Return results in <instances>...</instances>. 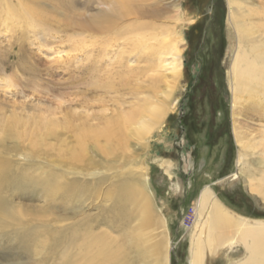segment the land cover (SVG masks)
<instances>
[{
  "label": "rangeland",
  "instance_id": "374dc122",
  "mask_svg": "<svg viewBox=\"0 0 264 264\" xmlns=\"http://www.w3.org/2000/svg\"><path fill=\"white\" fill-rule=\"evenodd\" d=\"M7 1V7L0 4V163L6 168L0 199L27 230L36 219H56L54 236L71 226L84 233V218L102 220L111 185L142 172L141 183L173 246L170 264H189L188 231L198 221L197 201L205 187L230 212L264 220L260 172L252 164L264 161V120L258 111L242 109L253 102L245 94L238 101V122L255 147L239 153L232 129L229 71L236 47L227 27L228 0H179L178 9L172 8L177 0ZM161 7L166 15L148 16ZM163 42L176 45L172 63L180 65V75L168 111L139 139L133 129L145 101L164 93V87L154 92L153 80L170 79L158 67L161 59L171 63L172 56L160 55ZM110 118L113 123L105 126ZM104 127L113 133L111 140L89 139L85 150L77 146L78 131ZM71 152L79 161H71ZM90 162L97 166L82 175L66 166ZM50 170L86 181L74 186L76 203L43 201L36 180ZM246 170L254 176L248 178ZM92 172L95 177L86 176ZM100 179L105 181L95 195L86 190L87 182ZM83 196L90 203L84 205ZM16 221L2 220L0 234L14 232ZM92 233L103 240L117 236L103 224ZM220 237L229 242L208 263L243 261L238 234L225 228ZM6 258L13 263L26 257L10 241L0 243V264Z\"/></svg>",
  "mask_w": 264,
  "mask_h": 264
},
{
  "label": "bare ground",
  "instance_id": "6f19581e",
  "mask_svg": "<svg viewBox=\"0 0 264 264\" xmlns=\"http://www.w3.org/2000/svg\"><path fill=\"white\" fill-rule=\"evenodd\" d=\"M7 2V0H0L1 8L7 7ZM120 3L123 4L121 1ZM178 3L179 0L173 4L172 8L178 9ZM25 11L29 13L28 9ZM167 12L168 9L164 7L156 8L149 11L148 16L154 18L166 15ZM29 15H35L33 10ZM170 18L175 19L176 17ZM226 21L228 29L230 28L235 37L236 47L229 71L232 92V129L235 142L239 146V153L242 151L244 154L246 149L255 147L257 142L249 145L251 140H246L245 136L247 135L239 125L238 110L241 107H239L238 101L241 99L240 96L245 94L250 100H253V102H248L245 107L242 106V109L258 111V115L264 120V0H228ZM28 24L29 26L33 25L30 22ZM110 24H107L106 30L112 29ZM160 44V55L172 56L171 63H167L169 68L163 66L167 60L161 59L158 63L162 72L167 70L170 72V79L161 75L153 80L156 84V87L153 85L154 92H157L160 87H164V93L157 92L151 100L145 101L146 109L143 110L144 112L142 111L144 115L136 122L133 129V135L139 139L149 134L155 122L168 111L167 105L173 99L175 83L180 75V65L172 63L173 60L175 61L173 55L176 45L167 42ZM129 120L127 118V121ZM105 123V126H108L113 123V119L110 118ZM47 131L49 136L53 135L54 139L60 141V136L55 132L51 129ZM74 136L77 146L85 150L89 149V139L98 141L102 138L109 141L114 135L109 128L104 127L97 131L89 130L82 133L78 131ZM78 157V154L71 152V161H79ZM126 159L128 160V158ZM241 159V155L238 154L236 159L238 168L243 161ZM75 164H66L67 168L73 170L72 175H82L97 166L95 162H90L77 169ZM252 164L258 166L255 170L260 172L258 193L264 201V161ZM5 169L0 163V186L6 178ZM248 170L250 169L248 168ZM248 170H246V176L252 178L254 175ZM67 175L68 173L65 172L50 170L44 178L36 180L35 187L40 189L43 201L54 203L60 200L66 204L76 201L74 186L83 185L86 181L77 180V178L70 181L66 179ZM95 175L96 173L92 172L86 176L95 177ZM125 175V179L111 185L113 186L111 202L107 210L103 212L102 220L100 217L84 218L85 222L82 224L84 233L80 229L78 230L77 226H71L66 230L67 234L59 237L54 236L52 228L56 219L49 221L35 218L38 224L33 225L31 230H27L26 225L16 218L14 210L9 207H1L0 199V225L2 220H17L18 224L14 232L0 234V243L12 241L21 254L26 257L19 262L11 263V258H6L3 262L5 264H170V251L173 246L170 245L169 238L165 233L163 220L153 210L151 197L145 184L141 183L143 172L142 174L137 173L131 179L129 174ZM232 177L234 179L235 175ZM102 181L105 180L87 182V186L90 187L86 190L92 191L95 195L97 193L95 190ZM83 198L84 205L90 203L87 202L89 201L88 197L83 196ZM196 216H198L197 223L193 225L192 230L188 231L190 232L188 233L190 238L189 264H209L208 259H214L219 254L222 244L229 242L224 237H220L221 230L225 228H231L238 234L239 242L246 253L243 261L240 260L237 263L236 260L233 262L234 264H264V220L248 219L230 212L213 196L208 187L201 191L197 201ZM102 224L117 236H107L103 240L102 237L94 235L92 232Z\"/></svg>",
  "mask_w": 264,
  "mask_h": 264
},
{
  "label": "built area",
  "instance_id": "2783aa9c",
  "mask_svg": "<svg viewBox=\"0 0 264 264\" xmlns=\"http://www.w3.org/2000/svg\"><path fill=\"white\" fill-rule=\"evenodd\" d=\"M192 211H193V209H192Z\"/></svg>",
  "mask_w": 264,
  "mask_h": 264
},
{
  "label": "water",
  "instance_id": "95a60500",
  "mask_svg": "<svg viewBox=\"0 0 264 264\" xmlns=\"http://www.w3.org/2000/svg\"><path fill=\"white\" fill-rule=\"evenodd\" d=\"M229 178H230V176H229Z\"/></svg>",
  "mask_w": 264,
  "mask_h": 264
}]
</instances>
